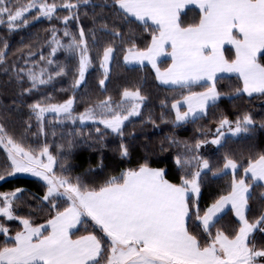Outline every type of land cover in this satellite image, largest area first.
<instances>
[{
  "label": "snow or ice",
  "instance_id": "obj_1",
  "mask_svg": "<svg viewBox=\"0 0 264 264\" xmlns=\"http://www.w3.org/2000/svg\"><path fill=\"white\" fill-rule=\"evenodd\" d=\"M121 13L135 17L136 20L147 24L152 21L156 33L152 35L151 43L144 49H139L135 43L125 49L126 63H151L156 77L164 84L177 85L181 88H191L193 84L209 83L202 92H189L183 101H176L172 108L176 110V121L185 122L196 119L205 114L210 105L215 104L220 93L216 90L217 73H237L242 80V88L237 93L264 94V64L258 62V54L264 55V0H113ZM87 4L88 0H79ZM79 3H64L65 9L72 10L79 7ZM11 0H0V24L6 23L9 30L27 24L24 17L35 10L41 17L52 18L58 10V5L48 3L47 0H28L21 4L16 0V6H10ZM187 5H198L200 9L199 22L182 26L180 13ZM7 19H3L4 17ZM71 19L79 20L73 13L63 17L67 25ZM103 27H107L104 25ZM53 42L57 47H67L70 51L79 52L78 79L74 87L79 86L85 78L90 66L88 44L83 28L79 30L80 39L71 37V42L61 45L56 39V30H52ZM65 36L70 33L65 30ZM114 35H120L114 32ZM232 45L235 58L228 60L223 52L224 45ZM166 47L171 48L167 53L172 63L163 71L157 66L159 58L166 54ZM57 48H53L55 53ZM114 48L109 46L103 51L101 68L104 79L99 81L105 85L108 78L109 63L113 59ZM4 52L0 51V61ZM52 63V61H49ZM23 71V69L21 70ZM45 69H41L38 76L31 70L28 76L33 88L37 84H45L51 80L42 78ZM64 69L56 72L63 75ZM28 89L27 91H30ZM139 88L135 91L125 89L121 101L114 102L108 97L94 107H89L73 117L74 100L68 99L62 104L42 107L40 103L31 105L38 121H42L46 112L63 114L68 119L93 120L96 111L100 110L102 119L99 123L113 132L122 134V125L130 117L140 114V106L144 101ZM183 104L187 111L181 112ZM125 104L130 107L124 108ZM123 109V111H121ZM126 113V114H125ZM233 122L226 117L220 120L217 135L212 144L220 145L225 136L223 129L232 135L248 133L253 124L250 115ZM99 132V129H97ZM204 142H198L199 149ZM0 144L7 150L11 161L13 175L20 172L32 173L41 177L47 184V192L43 197L49 201L55 214L46 224L34 226L32 221L14 214L13 200L22 189L12 193H0V216L8 220H19L23 230L17 231L11 246L5 244L0 247V264H264V248H257L253 237L259 231L264 233V213L254 221H249L246 212L249 210V198L255 182H264V153L255 159L249 158L247 166L243 167L244 177L237 180L233 175L231 191L221 196L200 215L199 206L195 203L190 207L192 197L190 193L199 195V177L204 169L210 170L207 160L199 157L181 160L176 158L177 165H191L195 160L200 170L191 173V179L181 177L179 184L171 183L165 178V170L152 168L142 164L138 169H129L119 176L110 177L98 188H89L64 175H56L54 165L57 160L44 146L39 154L26 150L11 137H6L3 126L0 125ZM122 155L128 154L127 148L121 145ZM46 157L47 162L42 159ZM223 169L231 170L234 174L242 166L236 160L225 158ZM61 169L66 170L64 163ZM250 178L253 183H247ZM5 176L0 175V180ZM62 190V191H61ZM57 197L65 198L68 206L62 210L55 203ZM231 210L239 221V228L234 235H228L222 230L212 234L219 214L226 207ZM202 225L208 240L202 244L197 236L188 228L191 215ZM88 217L102 233L101 237L89 233L72 238V229ZM9 231L0 224V233Z\"/></svg>",
  "mask_w": 264,
  "mask_h": 264
},
{
  "label": "trees",
  "instance_id": "obj_2",
  "mask_svg": "<svg viewBox=\"0 0 264 264\" xmlns=\"http://www.w3.org/2000/svg\"><path fill=\"white\" fill-rule=\"evenodd\" d=\"M47 2L58 5L51 19H34L37 15L34 10L24 17L27 24L19 23L13 30H9L6 23L0 24V51L4 52L3 60L0 61V125L6 137H11L26 150L37 153L47 146L57 160L54 165L56 175L68 176L73 183L79 179L81 184L89 188H98L112 176H119L126 170L138 169L140 165L147 164L152 168L164 169L165 178L179 184L182 176L191 179V173L200 169L195 160L190 166H181L176 164V158L186 160L199 157L201 161L209 162L210 170L201 171L200 193H190V207L193 203L197 204L202 216L211 203L229 193L233 175L236 179L243 177V167L247 166L248 159H255L264 153V94L246 96L237 93L236 89L241 88L239 77L218 76L215 86L221 95L215 104L210 105L207 112L198 118L177 124L174 122L172 104L190 91L199 92L209 85L193 84L190 89L164 86L157 82L149 66L129 67L123 64L125 49L131 44L135 43L139 49L149 45L152 35L157 33L153 25L138 22L130 16L125 17L113 0H88L87 4L79 3V0ZM64 3H79V7L72 10L59 7ZM73 13L78 14L79 20L71 19L65 25L63 17ZM180 21L185 27L196 24L199 12L192 7L182 9ZM80 28L85 32L90 66L85 73V81L74 87L78 79L79 52L57 47L53 42L52 30H56V39L61 45L67 46L72 36L77 41L80 39ZM65 30L70 36L64 35ZM114 32L120 35H114ZM109 46L115 51L110 61L108 78L105 85L101 86L99 81L103 76L100 64L103 51ZM53 48H57L55 53L52 52ZM223 52L228 60L233 59L230 47H225ZM168 62V59H164L157 66L164 69ZM258 62L264 64V55H258ZM60 68L64 69L65 74L57 76L56 72ZM41 69L46 70L43 79L48 80L49 76L52 78L48 83L37 84L33 88L28 71L39 76ZM90 80L93 81L91 85L88 83ZM89 87L94 93L79 102ZM137 88L145 97L140 106V114L124 122L122 134L117 139L106 137L102 127L95 123L79 124L51 118L38 121L30 107L36 103L41 106L59 104L73 97L76 101L72 114L78 115L108 97L113 101L120 100L125 89L135 91ZM246 114L253 120L248 133L225 134L220 145L211 143L221 119L226 117L234 126L235 121ZM198 142H204L199 149L195 147ZM121 145L127 148L126 156L121 154ZM226 157L242 165L235 174L219 171ZM61 163L65 164L66 170L61 169ZM10 164L7 150L0 144V175L5 176L4 180H0V193L22 189L13 200L14 214L30 219L34 226L46 222L55 214L50 202L43 200L46 184L27 175H7L11 170ZM245 179L247 183H253L250 178ZM55 203L61 210L68 206L65 198L57 197ZM263 212L264 187L255 182L246 215L251 222ZM0 224L9 229L7 234L0 233V247L5 244L11 246L10 238L17 231L23 230V225L19 220H8L2 216ZM188 228L202 244L207 242V233L196 220L194 212L188 220ZM238 228V221L227 209L219 215L211 232L215 235L217 230H222L231 236ZM89 233L102 236L94 222L84 217L72 231V237ZM253 241L257 248H264V233L257 231Z\"/></svg>",
  "mask_w": 264,
  "mask_h": 264
},
{
  "label": "rangeland",
  "instance_id": "obj_3",
  "mask_svg": "<svg viewBox=\"0 0 264 264\" xmlns=\"http://www.w3.org/2000/svg\"><path fill=\"white\" fill-rule=\"evenodd\" d=\"M20 3L21 4H26V3H28V0H20ZM10 6H12L13 7V10H14V8H15V6H16V0H11V4H10ZM34 11V10H33ZM3 19H7V17L5 16ZM8 26V25H7ZM79 54V53H78ZM109 69H110V63H109ZM100 70H101V74H102V76H103V78L102 79H104V72H103V69L101 68V66H100ZM85 81V78H84V80L81 82V83H83ZM88 83H90V85H91V83H93V81H91L90 80V82H88ZM89 85V84H88ZM91 90H93V89H90V87L88 88V90L85 92V95L83 96V98H79V102L80 101H82V100H86L87 99V97L89 96V95H91V94H93L94 92H92ZM130 91H132V90H130ZM88 92V93H87ZM87 93V94H86ZM73 100H74V103H75V98H73V97H71ZM70 99V98H69ZM67 101V100H66ZM121 101V99L120 100H118V101H113L114 102V104H113V106L115 107V104L116 103H119ZM65 102V101H64ZM64 102H62V103H64ZM62 103H59V104H62ZM99 103V102H98ZM98 103H96V104H98ZM96 104H94V105H92V107H94ZM51 105H53V104H51ZM74 105V104H73ZM47 106H49V105H45V106H42V107H47ZM183 106V105H182ZM182 106H181V108H182ZM128 107H130V105L129 104H125L124 105V108H128ZM180 108V111L182 112V109ZM85 111V110H84ZM83 111V112H84ZM121 111H123V109H121ZM83 112H81V113H83ZM185 112V111H184ZM81 113H79V114H81ZM79 114L78 115H75V114H72L73 115V117H78L79 116ZM126 114V113H125ZM44 118H51V119H62V120H70L71 122H77V123H79V124H85V123H95V124H98V125H100L101 127H102V129L104 130V133H105V136L106 137H108V138H114V139H117V138H119L120 137V133H117V132H113L111 129H108V128H105V126L103 125V124H101V123H99V120L100 119H102L103 118V116L101 115V112H100V110L99 109H97V111H96V119H93V120H84V121H81V120H79L78 118L77 119H68V118H66L63 114H59V115H57L56 113H51V112H46L45 114H44V116H43V119ZM131 118V117H130ZM61 120V121H62ZM174 122H175V120H174ZM235 126V125H234ZM233 126V127H234ZM219 128V127H218ZM223 131H226L225 132V134H231V133H229L228 132V130H227V126H225V128L223 129ZM216 135H217V131H216V133H215V136L210 140V141H212V140H214L215 138H216ZM4 146V145H3ZM39 152L40 151H38L37 153H35V154H39ZM42 159L45 161V163L47 162V159H46V157H42ZM12 171V169L10 170V172ZM13 175H27V176H31V177H35V178H38V179H40L42 182H44L45 184H46V182L41 178V177H38V176H35V175H33L32 173H28V172H20V173H15V174H13ZM46 186H47V184H46ZM62 191V190H61ZM46 192H47V189H46ZM196 195V194H195Z\"/></svg>",
  "mask_w": 264,
  "mask_h": 264
},
{
  "label": "crops",
  "instance_id": "obj_4",
  "mask_svg": "<svg viewBox=\"0 0 264 264\" xmlns=\"http://www.w3.org/2000/svg\"><path fill=\"white\" fill-rule=\"evenodd\" d=\"M188 7H192V8H195L198 12H199V18H200V9H199V7H198V5H187L185 8H188ZM184 8V9H185ZM131 18H133V19H135L136 20V18L135 17H132V16H130ZM138 21V20H137ZM138 22H141V21H138ZM199 22V21H198ZM143 23V22H142ZM148 23L149 24H151V25H153L154 27H155V25L152 23V21H148ZM156 34H158V33H156ZM150 43H151V41H150ZM149 43V44H150ZM225 47H230L231 49H232V52H233V59L235 58V49H234V47L232 46V45H228V44H225L224 45V48ZM224 48H223V50H224ZM171 52V48L170 47H166V54L165 55H163V56H161L160 58H159V60H158V62H157V64L159 63V62H161L162 60H164V59H168L169 60V62H168V65L164 68V69H161V71H163V70H165L171 63H172V60H171V57L170 56H168L167 55V53H170ZM124 55H125V53H124ZM124 55H123V58H122V61H123V64L125 65V66H141V65H147V66H149L150 68H151V70L153 71V73H154V75H155V78H156V80H157V82L159 83V84H161V85H164V86H177V85H172V84H164V83H162L160 80H158L157 79V77H156V72H155V69L152 67V65H151V63H149L148 61H144V63L143 64H140V63H126L125 61H124ZM259 55V54H258ZM231 61V60H230ZM223 75H235V76H237V77H239V75L237 74V73H229V72H223V73H217V77L218 76H223ZM239 79H240V77H239ZM240 81H241V88H242V80L240 79ZM201 83H203V82H201ZM197 84H199V83H197ZM206 84H208V85H210V82L209 83H206ZM206 89H204V90H202V91H205ZM202 91H199V92H202ZM242 94H244V95H246V96H249L247 93H242ZM255 94H258V93H254L253 95H255ZM178 101H183V98L182 99H180V100H178ZM182 112H184V111H187V105L186 104H183L182 103ZM172 111H173V114H174V120L176 121V110L175 109H173L172 108ZM201 115H203V114H201ZM190 119H192V118H190ZM189 120V119H188ZM175 123H177V122H175ZM179 123H182V122H179ZM178 124V123H177ZM217 129H218V127H217ZM217 129H216V131H217ZM224 132H226V131H224ZM226 162V161H225ZM225 162H224V164H225ZM224 164H223V166H224ZM223 166H222V169H223ZM223 172H230V173H233L231 170H224ZM243 177H244V173H243ZM241 179V178H240ZM237 180H239V179H237ZM258 183H260V184H262V186L264 187V182H258ZM231 191V190H230ZM229 191V192H230ZM228 194V193H227ZM227 194H225V195H227ZM220 198V197H219ZM218 198V199H219ZM217 199V200H218ZM217 200H215L213 203H215ZM213 203H211L209 206H211ZM208 206V207H209ZM207 207V208H208ZM206 208V209H207ZM227 209H229L230 211H231V213L233 214V216H234V218L238 221V218L235 216V214H234V212L231 210V206L229 205L228 207H226L225 208V210L224 211H226ZM264 213V212H263ZM203 215V214H202ZM220 215V214H219ZM83 219V218H82ZM47 222V221H46ZM46 222H44V223H42V224H46ZM238 223H239V221H238ZM80 224V223H79ZM79 224H77L76 225V227L75 228H73L72 229V231H74L76 228H77V226L79 225ZM39 225H41V224H39ZM35 226H38V225H35ZM202 226V225H201ZM84 235H87V234H84ZM73 238V237H72ZM75 238H77V237H74L73 239H75Z\"/></svg>",
  "mask_w": 264,
  "mask_h": 264
}]
</instances>
